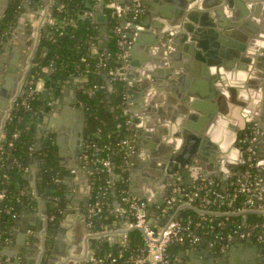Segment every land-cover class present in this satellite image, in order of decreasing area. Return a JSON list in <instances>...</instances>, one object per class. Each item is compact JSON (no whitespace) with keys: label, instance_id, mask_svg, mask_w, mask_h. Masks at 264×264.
Masks as SVG:
<instances>
[{"label":"water","instance_id":"obj_1","mask_svg":"<svg viewBox=\"0 0 264 264\" xmlns=\"http://www.w3.org/2000/svg\"><path fill=\"white\" fill-rule=\"evenodd\" d=\"M17 1L0 0V23L7 10ZM116 1L147 7L143 20L121 18L125 27H128L125 32L130 44L125 48L129 52V69L136 82L131 107L133 132L138 133L135 143L137 152L133 155L130 173L132 193L149 202L150 207L153 204L150 198L153 193L157 194L156 204L162 208L177 182L189 186L199 180L214 177L220 178L225 188L232 176L231 166L235 165L231 157L234 152L241 153L239 148L235 151L233 146L239 138V132L245 130L248 123H255L261 130L256 142L257 171L262 174L259 181L264 187V107L261 111L258 110L260 100L252 90L257 88L253 75L264 77V0H168L163 7L160 0ZM34 2L35 0H28L21 12L25 9L30 12V5ZM195 3H198V7L192 9L191 5ZM46 4L48 0H45ZM104 8L105 0H99L95 14L102 40L99 51H106L108 47L109 17ZM37 14H43V10ZM86 18V15L80 17ZM35 31L34 42L36 45L38 42L41 44L40 36L47 33L48 29L42 23H37ZM260 39L257 46L256 42ZM154 47L155 51L152 50ZM43 49L47 50V47ZM37 56L36 49L33 53L30 51L23 68H17L12 63L7 69L6 79L3 84L0 83V117L7 114L8 119L11 115L18 97L19 82L24 78L29 83L26 71ZM41 62H44V57ZM54 70L55 65L47 72V85L42 92L33 166L41 167L39 159L43 123L47 126V136L57 131L55 140L60 157H63V150L66 149V138L72 135L70 147L74 149V164L70 170L73 174L66 178L71 181L76 177L84 185L81 203L84 211L88 212L94 187L89 173L91 168H84L82 159L84 146L90 139L85 134L89 116L78 96V88L82 83H67L64 87L63 80H53ZM245 72L251 74L250 79H247ZM104 76L107 77V72ZM74 78L71 77L70 80ZM107 82L112 91V83L109 80ZM49 83L57 85L60 90L56 91L54 101L50 104ZM244 83L248 85L249 91L246 92L252 95L254 102L246 103L249 109L243 111L244 119L239 117L237 123L226 119V114L236 116L239 107L245 105L237 98L238 92L244 91ZM261 88L264 91V85ZM151 94L153 99L164 98L163 94H167L169 107L170 104H175L176 108L166 115V120L172 123L181 121L172 137L177 140V147L182 145L181 140L184 139L180 150H172L170 144L173 141L165 145L159 137H154L152 117L155 111H160L158 108L161 106L148 101ZM106 101L110 102V94ZM235 104L236 108L233 107ZM147 116L150 120L144 127L143 118ZM44 117L48 118L47 122ZM3 136H6V132ZM147 137L153 138L155 144L147 143ZM241 163H245L244 157ZM30 195L31 192L26 197L25 208L28 207ZM40 196L43 198V212L47 213V196ZM191 208L199 213L211 214ZM23 214L26 211L21 212ZM48 223L47 220L45 224ZM30 227L37 229L30 232ZM47 229L40 222H29L26 217L18 220L14 227V243L11 245L13 250L9 255L12 261L7 264H36L34 260L37 258H40L41 264H67L68 262L60 260L55 249H50L49 246H54V241ZM29 238L32 240L30 248L27 246ZM56 241H60V237ZM203 242V247H191L189 252L181 255L190 258L185 264H264V245L253 239H231L229 249L219 257H216L209 239ZM59 243L56 244L57 247ZM224 243L227 244L228 241L224 240ZM92 244V240L88 241V245ZM241 250L246 253H241ZM96 252L90 251L86 261L80 264L90 262ZM5 255L8 256V253ZM18 255L22 256L21 260Z\"/></svg>","mask_w":264,"mask_h":264},{"label":"trees","instance_id":"obj_2","mask_svg":"<svg viewBox=\"0 0 264 264\" xmlns=\"http://www.w3.org/2000/svg\"><path fill=\"white\" fill-rule=\"evenodd\" d=\"M40 0H37L39 2ZM80 0H56L52 12L58 18L60 24L57 28L43 35L40 48L45 50L44 62L37 59L30 69V76L34 79L47 78L45 67L55 65L52 77L55 79H67L68 77H82V85L78 89L80 103L85 106L89 116L88 132L91 140L99 146L110 145V153L115 162L116 171L123 174L125 179H129L130 175L124 169L123 153L118 151V142L127 133L124 128L117 130V124L123 121L121 116V104L125 93V85L123 82H112L113 89L109 90V72L112 68L119 65L118 54L120 48L117 44V37L113 33V28L122 22L118 19L109 17V38L108 47L102 54L95 53L100 41L99 25L90 18L80 19L77 15V9ZM21 0L13 4L6 12L2 25L0 26V42L6 37L10 29L15 26L20 16L19 8ZM65 4L63 11H58L60 4ZM107 72L105 78L104 73ZM101 85L102 88L96 92L94 96H89V89L95 85ZM32 84L28 83L24 86L23 91L17 97L10 118L4 127L6 136L0 141V192H5L6 196L1 201L0 206V223L2 230L0 231V245L4 243L10 234L19 208L24 201L26 186L28 181L25 177L26 171L30 166L36 146V135L33 131V121L38 114L41 106L40 94L32 92ZM110 94V102L106 101L107 95ZM23 102L30 105V109L23 106ZM98 129L101 130L97 134ZM40 150V163L42 168V185L46 190L45 195L48 200V213L55 215L56 219L62 216L63 199L65 194L63 179L66 172L59 164V156L57 146L54 140L49 137L46 139ZM256 171V170H255ZM95 179L100 183L107 180L106 174L98 173ZM127 183L118 182L116 188L125 186ZM57 199V200H55ZM114 196L110 195L106 198L103 211L94 219L96 231L110 228L119 218L112 212ZM241 206L240 199L234 204L235 210ZM200 208H203L199 205ZM7 208H11V212H7ZM223 210H226L224 208ZM176 213V217L184 223H190L191 227L201 235L203 239L216 241L215 249L220 252L224 242L222 238L228 236L234 231L232 223L246 221L247 223H260L264 221V217L258 213H247L246 215H210L200 214L192 208L180 209ZM159 214V213H158ZM169 214H173L171 211ZM167 217H161V222H165ZM214 221L210 222L209 219ZM219 221H224V227H214ZM221 238V239H220ZM144 243V242H143ZM127 248H118L109 250L112 256L117 257L119 264H126V260L136 248L128 243ZM188 246L187 244H184ZM204 245V242L200 244ZM176 245H172L170 250ZM121 251H123L121 255ZM106 253L97 254L102 257ZM0 264H7L4 260H0Z\"/></svg>","mask_w":264,"mask_h":264},{"label":"built area","instance_id":"obj_3","mask_svg":"<svg viewBox=\"0 0 264 264\" xmlns=\"http://www.w3.org/2000/svg\"><path fill=\"white\" fill-rule=\"evenodd\" d=\"M56 0H53L52 7ZM28 0H21L19 8L21 9ZM65 4L62 3L57 8L58 11H63ZM105 12L108 17L118 19L121 21L122 17L140 20L145 8L140 4H123L116 0H105ZM88 18L94 20V13L90 12ZM122 22V21H121ZM125 25L123 23L116 25L113 28V33L117 37V44L120 48L118 54L119 65L112 68L109 72V81L123 82L125 85V93L121 104V116L123 121L117 124V130L125 129L131 131L127 133L118 142L119 150L123 153L124 169L128 174L131 173L133 165V155L136 153L135 133L133 132V120L131 107L133 92L135 90V77L129 69V52L125 46L129 43L125 32ZM51 67H45L44 71L47 73ZM40 79V78H39ZM102 88L101 85H93L89 91V96H94L98 90ZM23 91V89H22ZM22 91L19 93L21 94ZM23 106L30 109L27 102H23ZM14 108V106H13ZM12 108V110H13ZM11 119L10 116L8 120ZM101 130L98 129L97 134ZM261 134V130L256 124H250L246 127L239 137L240 146L245 155L244 167L235 173L228 190L221 189L220 183L214 178H205L195 182L192 186H187L177 182L172 187L171 193L166 199L165 205L161 208L156 205L151 209L149 202L135 196L131 191L130 178L125 179L123 174L116 171L113 156L110 153V145L99 146L95 141L90 139L84 146L82 159L84 165L91 168L89 172L92 176V185L94 187L93 198L88 210V227L91 234H102L108 231V228L101 231L95 230L94 219L103 211L106 198L110 195L114 196V203L112 212L118 217H129L133 220L134 226L143 235V245L138 247L134 253H131L126 260V263L131 264H171L172 258L169 255V249L172 245H190L197 246L202 243L200 234H198L190 225L184 223L176 217V213L180 209L195 207L202 212H209L210 215H246L247 213H258L264 217V195L258 190L257 183L259 182L257 167V150L256 142ZM256 170V171H255ZM98 173L106 174L107 180L105 183L98 182L95 175ZM127 183L125 186L116 188L115 184ZM5 192H0V201L4 200ZM240 199L241 206L236 210L234 204ZM57 200V199H55ZM36 201L35 203H37ZM202 206L203 208L199 207ZM226 208V210H223ZM153 211V212H152ZM173 214H169L170 212ZM7 212H11V208H7ZM159 213V214H158ZM204 214V213H200ZM165 222L157 224L156 219L167 217ZM17 216V215H14ZM49 219H56L55 215H49ZM213 222L214 219H209ZM226 223L219 221L214 227H224ZM235 227L231 234L222 238L230 241L233 238L253 239L258 243L264 245V221L260 223L233 222ZM121 248L128 247V241L122 237ZM221 239V238H220ZM210 241V240H209ZM216 241H210L213 250L216 251ZM225 244V243H224ZM225 245L220 252L225 249ZM123 251H121L122 255ZM1 260V257H0ZM88 264H119L118 258L112 256L110 253L102 257L93 256Z\"/></svg>","mask_w":264,"mask_h":264},{"label":"crops","instance_id":"obj_4","mask_svg":"<svg viewBox=\"0 0 264 264\" xmlns=\"http://www.w3.org/2000/svg\"><path fill=\"white\" fill-rule=\"evenodd\" d=\"M167 1L168 0H160L159 2L162 4V7H163L164 3H167ZM52 3H53V0H48V4L45 5V0H40L39 2L35 0V2L30 5L31 11L29 12L27 11V9H25L23 12H21L19 19L17 20V23L15 24V26H13L10 29V32H8L6 37L0 42V83L2 84H3V81H5L6 79L5 77L7 76L6 75L7 69L10 67V65L13 63L15 67L23 68L25 61H27V56L29 55L30 51H32L33 53L34 50L36 49L38 56L35 60H33V63L31 64V66H29V70L27 68L26 76L30 78L29 83L32 84V89H33L32 92L40 94L41 105H42V92L45 91V87L47 83L45 82V78L34 79L33 77H31L30 69L35 64V61L37 59H41L45 56V50L40 48V42H38L37 45L34 42L35 36H36V31H35L36 24L38 23L39 25L40 23H42L43 26H45L48 29L47 33L53 30L54 28H57V26L60 24L58 18H56L53 12L51 11ZM98 4H99V0H80L78 9H77V15L79 16V18L83 15H86V17L88 18L89 13L93 12L94 21L97 23L95 14H96V7L98 6ZM191 6H192V9H195L198 7V3H195V5H191ZM143 7L147 8L146 6H143ZM41 10H43V14L41 15L37 14L38 11H41ZM33 13L36 15H34ZM146 14L147 13L145 11L143 17L140 20H143ZM3 19L1 20L0 26L2 25ZM126 29L128 30V27H125V30ZM45 34L46 33L41 34L40 40ZM101 41L102 40L100 39L99 44ZM260 42H261V39L258 42H256V45L258 46ZM99 44L97 48L95 49V53L102 54L103 51H99V47H100ZM129 44H130V41H129ZM152 50L155 51V47ZM179 72L182 73L181 71ZM245 75L247 79H250V75H251L250 73L245 72ZM252 78L256 80L257 88L256 89L252 88V90L254 91V93L257 94L258 100H260L261 108L259 107L258 110L261 111L264 107V91H263V88H261V86L264 85V77L253 75ZM70 79L71 77H68L67 79L53 78V80L55 81L63 80L64 87L67 83L74 82V83L80 84L83 82V78L80 76L75 77L74 80L72 81ZM35 81H38V83H35ZM27 84L28 83L25 81L24 78L20 80L17 95H19V93L22 91L24 86ZM243 89H244L243 93H241V90L238 92L237 98L240 101H243L245 105L246 103L248 104L253 103L254 99L252 95H249L246 92V90L249 91L248 85H245ZM48 90H49V97H50V100L48 103L50 104L52 101H54V95L56 94V91L59 92L60 90L57 87V85L55 84L50 85V83L48 84ZM166 95L167 94H163L164 98L153 99L152 98L153 95L151 94V97L147 98L148 101L156 102L158 107L159 105L161 106V108H158L160 109L161 112L155 111L152 117L153 128H154L153 134H154V137H159L161 139V143H164L165 145L173 141V143L170 144V146H172V150H177V149L180 150L179 148L183 145L184 139L181 140L182 145L180 147L178 145L177 147L175 146L177 140H173L172 137L175 132L174 130L177 127H179V124H181V121L172 123L169 120H166L167 119L166 115L169 112H173L174 109L176 108L175 104H170L171 107H169L168 101L166 100L167 99ZM248 104L246 106L243 105L239 107L240 110L238 111V114H236V116L238 115L237 117L229 115L227 113L226 119L228 120L231 119L239 123V120H240L239 117H241L242 120L244 119V115L242 113L243 111H245L246 108L249 107ZM153 107H156V106H153ZM233 107L236 108V104L233 105ZM40 112H41V109L39 108L38 114L36 118L34 119L33 125H32L35 135L37 133L36 131L39 126L38 117H39ZM6 118H7V114L3 117H0V141L4 138L3 135L5 131H4L3 126H4ZM44 120H46L47 122L48 118L44 117ZM149 120H150V117L148 116L143 118L144 127L145 125L149 123L148 122ZM250 124H255V123H248L247 126ZM46 128L47 126L43 123L41 126L42 145L44 144V142L47 141L46 139H48L49 137H51V139H53L54 143L56 144L55 139L57 137V131L54 132L53 134H50V136H47ZM243 131L239 132V137L243 133ZM134 133H135V143H136V137L138 133L137 131ZM71 136L72 135L67 137L66 142H64V145H65L64 147H66V149L63 150L64 152L63 157H60L58 154L60 167L63 168L66 172V175L64 176V179H63L65 194H64V199H63L64 206L62 210V216L59 219L51 220L48 218V214H49L48 210H47V213L43 212V208H42L43 198L40 196V194L45 195L46 190L44 189L42 185V181H43L42 168L38 165L33 166L34 164L33 160H31L30 166L27 169L26 174H25V177L28 181V185L26 186L24 201L22 202L19 208L14 224L10 229L9 237L4 243L0 245V257H3V260L6 263H10L12 261V258L9 257V255H11V252L13 250L12 248L13 246L11 245L14 243L13 241L14 240V227L17 225V221L23 217H26L27 220H29V222H35V224H38V222H40L41 224H43L45 229L46 227L48 228L47 232L50 234L51 238L54 241V246L51 244L49 246L50 249L51 250L55 249V251L58 252V256H60L59 257L60 260L66 261V263L68 262L67 264H80V262H85L86 261L85 258L87 257V254L90 251H93V252L97 251L94 254V256H96L97 254H101V253L109 254L107 253L109 250L118 249L121 247V242L123 241L122 237L124 236H125V239H127L128 243L131 242V246L133 248L137 249L138 247L143 245L142 232L136 229V227L134 226L133 220L129 217H119L117 221L114 223V225L108 228V231L106 230V232H103L102 234H93V233L91 234V231L88 227V212L84 211L83 205L81 203L82 197L84 196V192H83L84 185L76 177H74V179L71 181L66 178V176H71L73 174L70 170L74 164L72 149L70 147ZM146 139H147L146 140L147 143L151 144L152 142L153 144H155V141L153 138L147 137ZM181 141H178V142L181 144ZM214 141L216 144L218 143L216 140ZM237 148L240 149L241 153L239 154V152H234V156L231 157V161H234L235 165L231 166L232 176L229 179L228 185L225 188H223L222 180L220 178L212 177L220 183L221 189L224 191L229 189L231 181L233 180L235 173L240 171L245 165V163H241L243 157L245 158V155L240 146L239 138L236 141L235 145L233 146V149L235 151ZM57 151H58V146H57ZM136 152H137V146H136ZM241 154L243 155V157ZM83 167L85 168L86 165H83ZM257 169L258 168L256 167V170ZM257 173H258V179L260 180L262 178V174L259 171H257ZM30 177H33V179L31 180ZM193 184L189 186H192ZM257 187H258V190L264 195V187H262V183L260 181L257 183ZM29 192H31L30 201H29L28 207L25 208L24 203L26 202V197L29 196ZM150 199H152V201L151 200L150 201L153 203L150 208L153 209L157 205L156 204L157 194L153 193ZM36 201L38 202L35 203ZM0 206H1V201H0ZM87 209L89 210V207ZM23 211H26V214L21 215V212ZM47 220L49 223L45 224ZM156 223L162 224L163 222H161L160 219L158 220L156 219ZM36 229L37 227H30L29 231L33 232ZM1 230H2V227L0 223V231ZM57 237H60V241H56ZM90 240L93 241L92 245H88V241ZM31 242L32 240L29 238L28 244H27L29 248H30ZM57 243H59V247L56 246ZM230 245L231 243L230 241H228L223 251L218 252V251L213 250L216 257L221 256V253L228 250ZM10 246L11 248H9ZM191 247H203V246L201 245H197V246L176 245L169 252V255L172 258L171 264L187 263L190 260V258L188 256L182 257L181 255L184 252H189ZM5 253H8V256H6ZM241 253H246V251L241 250ZM262 254L264 255V252ZM18 256H19V260H21L22 256L21 255H18ZM201 258L202 256L200 255V259ZM27 260H29V258H27ZM34 262H36V264H41L42 261H40V258H37L34 260Z\"/></svg>","mask_w":264,"mask_h":264},{"label":"flooded vegetation","instance_id":"obj_5","mask_svg":"<svg viewBox=\"0 0 264 264\" xmlns=\"http://www.w3.org/2000/svg\"><path fill=\"white\" fill-rule=\"evenodd\" d=\"M14 4H15V3H14ZM11 6H12V5H11ZM18 96H19V95H18ZM14 105H15V104H14ZM14 105H13V106H14ZM40 108H41V107H40ZM7 121H8V119L5 120V123H4L3 128L5 127V124H6ZM87 127H88V124H87V126H86L85 134H86V135H87V134L89 135V132H88ZM4 131H5V130H4ZM35 147H36V146H35ZM73 151H74V149H72V154H73ZM34 152H35V151H34ZM257 161H258V158H257ZM49 215H50V214H48V217H49Z\"/></svg>","mask_w":264,"mask_h":264}]
</instances>
